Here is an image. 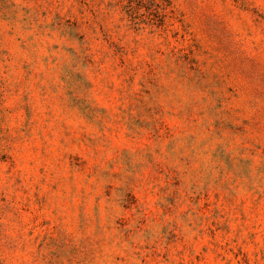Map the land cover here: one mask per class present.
<instances>
[{
  "label": "rangeland",
  "instance_id": "374dc122",
  "mask_svg": "<svg viewBox=\"0 0 264 264\" xmlns=\"http://www.w3.org/2000/svg\"><path fill=\"white\" fill-rule=\"evenodd\" d=\"M0 264H264V0H0Z\"/></svg>",
  "mask_w": 264,
  "mask_h": 264
}]
</instances>
